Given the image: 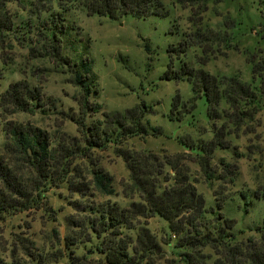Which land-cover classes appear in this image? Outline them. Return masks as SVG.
Wrapping results in <instances>:
<instances>
[{
  "label": "trees",
  "instance_id": "1",
  "mask_svg": "<svg viewBox=\"0 0 264 264\" xmlns=\"http://www.w3.org/2000/svg\"><path fill=\"white\" fill-rule=\"evenodd\" d=\"M17 3L24 10L27 8L24 0H0L1 39L14 35L30 47L34 58L51 61L77 89L78 111L65 115L59 111L55 98L27 80L11 83L0 94V224L21 214L41 211L49 214L50 221L57 220L59 212L49 205V194L63 185L74 194H82L88 202H72L74 210L81 213L66 217L68 231L63 236L58 228L53 229L46 246L22 237H16L7 246L0 242V264H264V219L262 224L249 229L255 235L247 236L246 230L237 229V220L223 212L227 199L237 194L244 197L246 191L234 193L221 187L213 192L214 204L209 205L191 174L178 168L177 159L162 160L151 152L117 147L135 137L160 133L146 119L151 108L141 102L124 114L103 110L97 101L99 89L92 60L88 56L72 57L64 51V37L69 30L66 12L84 9L88 15L112 19L128 14L137 18L163 17L168 14L164 2L30 0L29 5L36 7L29 9L34 19L19 17V23L10 8ZM195 34L211 39L199 32ZM190 46L183 41L178 48L170 49V65L164 77L189 81L192 96L183 101L176 95L167 117L197 129L199 139L190 136L191 145L184 140V148L198 158L207 179L212 181L216 171L210 161H215L216 152L244 158L236 152L233 135L237 136L246 123L252 124L264 112V57L257 59L252 52L251 80L246 82L238 75L216 76L204 69L212 57L209 47H203L199 65L194 67L182 59ZM172 53L181 60L178 69L174 67ZM202 99L207 107L206 125L211 126L207 132L212 137L208 139L199 135V127L204 126L194 125L195 111ZM37 112L60 116L62 122L76 127L77 134L64 130L63 124L50 132L10 119L18 113ZM97 115L101 117L93 120ZM112 144L131 173V187L126 190L131 195L126 197L130 199L126 206L110 199H97L117 194L113 175L93 158L96 151ZM83 159L91 160L93 165L86 175L77 163ZM221 164L225 166L218 180L233 185L239 172L237 163L222 159ZM262 168L264 179V164ZM254 194L264 199V184ZM157 217L167 221L169 227L161 240L149 227V220ZM81 249L85 252L80 253Z\"/></svg>",
  "mask_w": 264,
  "mask_h": 264
},
{
  "label": "rangeland",
  "instance_id": "2",
  "mask_svg": "<svg viewBox=\"0 0 264 264\" xmlns=\"http://www.w3.org/2000/svg\"><path fill=\"white\" fill-rule=\"evenodd\" d=\"M24 1L27 7L25 10L19 3L10 5L13 13L18 16L17 23L21 20L19 17L33 20L35 16L29 9L36 7L29 5L30 0ZM162 1L168 10V14L163 17L150 15L137 18L128 14L112 19L107 16L88 15L84 9L66 12L69 30L64 37V51L72 57L88 56L92 60L99 89L97 101L103 110L124 114L141 102L151 108L146 119L160 133L135 137L117 147L129 151L151 152L162 160L166 157L177 159L178 168L191 174L209 205L214 204L213 192L221 187L234 193L246 191L244 197L237 194L232 199H227L223 212L237 220L238 230H246L247 236L255 235L249 229L262 224L264 219V199L256 198L254 194L257 187L264 184V112L252 124L246 123L237 136L233 135L236 152L244 155V158L217 151L215 161H210L216 171V178L209 181L198 158L184 148V140L191 145L190 136L199 139L197 129L171 121L167 117L173 98L180 95L183 101H187L192 96V85L187 80L177 81L164 76L170 65V49L178 48L181 42L186 41L191 46L186 56L181 57L194 67L199 65L198 57L202 55L203 47H209L212 57L204 69L216 76L238 75L249 82V58L252 52L257 59L264 57V0ZM196 32L208 35L211 39L196 36ZM15 37H0V70L3 74L0 94L11 83L27 80L34 86L42 87L47 96L55 98L60 106L59 111H63L65 115L77 113V89L67 82L66 76L51 61L34 58L30 47ZM172 56L174 67L178 69L181 60L176 53H172ZM100 117L97 115L93 120ZM195 117L197 123L194 125L204 126L199 127V135L205 139L211 138L212 134L207 132L211 131V126L206 125L207 107L204 99L199 101ZM10 119L29 122L50 132L56 131L57 126L63 124L64 130L77 134L76 127L67 121L62 122L60 116L39 112L34 115L18 113ZM114 146L116 145L112 144L105 150L96 151L93 158L113 175L117 194L99 196L97 199H110L126 206L130 201L126 197L131 195L126 191L127 187H131V173L127 162ZM222 159L228 163H237L239 167L233 185L218 180L225 166L221 164ZM77 163L84 175L93 168L91 160H78ZM134 194L133 198L136 200L137 193ZM78 199L88 202L82 194L72 193L67 185L52 190L48 203L59 212L57 220L50 221L49 214L43 211L10 218L0 224L1 244L7 246L16 237H22L38 246L48 245L53 229L58 228L63 236L68 231L66 217L81 213H77L72 204ZM246 207L247 211L244 210ZM149 227L159 240L162 239L164 230H169L167 221L160 217L150 219ZM164 249L167 251V247L164 246ZM83 252L85 251L81 249L80 253Z\"/></svg>",
  "mask_w": 264,
  "mask_h": 264
}]
</instances>
